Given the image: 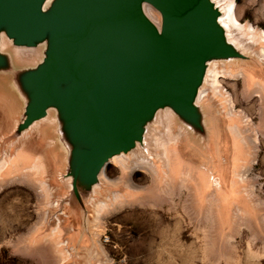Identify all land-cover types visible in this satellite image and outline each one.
I'll use <instances>...</instances> for the list:
<instances>
[{"label":"rangeland","instance_id":"obj_1","mask_svg":"<svg viewBox=\"0 0 264 264\" xmlns=\"http://www.w3.org/2000/svg\"><path fill=\"white\" fill-rule=\"evenodd\" d=\"M230 1L240 28L227 24L232 37L249 49L245 67H239L248 77L226 75L219 91L232 100L230 123L240 135L234 125L227 127L217 98L199 105L202 130L176 114L170 121L155 118L147 126L143 151L130 153L125 169L108 166L98 187L81 192V203L69 186L74 147L61 131L57 110L17 134L28 103L19 77L42 63L46 44L33 56L18 57L7 41L3 55L9 68L0 71V264H264V90L254 87L258 80L264 87V60L258 54L264 0L221 3L227 7ZM224 63L218 61L219 69L227 68ZM168 128L179 135L170 159L177 153L188 168L217 167L227 202L208 199L210 189L200 196L196 180L183 177L179 167L165 177L153 138L166 140ZM232 142L238 167L243 166L242 183L235 186L221 167L227 153L219 157L221 147ZM141 157L149 164H140Z\"/></svg>","mask_w":264,"mask_h":264},{"label":"water","instance_id":"obj_2","mask_svg":"<svg viewBox=\"0 0 264 264\" xmlns=\"http://www.w3.org/2000/svg\"><path fill=\"white\" fill-rule=\"evenodd\" d=\"M49 1L43 11L45 0H0V27L14 46L46 44L42 63L19 77L28 103L17 134L57 110L79 203L112 156L143 144L158 108L202 130L193 101L207 63L246 59L226 43L210 0H55L45 11ZM144 4L158 11L157 26ZM8 68L0 52V71Z\"/></svg>","mask_w":264,"mask_h":264},{"label":"bare ground","instance_id":"obj_3","mask_svg":"<svg viewBox=\"0 0 264 264\" xmlns=\"http://www.w3.org/2000/svg\"><path fill=\"white\" fill-rule=\"evenodd\" d=\"M210 1L213 2L216 5V7L220 10V15L217 17V23L224 30V37H225L226 43H229L230 45L235 47V49L239 50L247 58V54H248L249 49L246 48L245 46L239 44L232 37L231 30L227 24V23H230L234 27H236V28L238 27V29L240 28L239 22L236 18V15H235V4L232 1H230L229 5L227 7H225V6H223V3H221V0H210ZM46 3H47V0H45L44 4L42 6L43 11H44ZM143 11H144L145 15L155 25L159 24L160 16H159L158 11H156L153 7H151L148 4L143 5ZM2 28L3 27L1 26L0 27V52L3 53L4 51L7 50V45H8L7 41H10V40L8 39V37H6L4 35V32H2ZM251 29L252 28H250V30ZM259 41H260L259 44L261 46L259 48L258 54L264 60V34L262 37H260ZM37 45L35 47H28L25 45L24 46H16L14 48L15 49L14 51L18 57H19V54H22L24 57L33 56L35 51H36V48L39 47V45L38 46ZM254 56H256V55H254ZM256 58L258 60H260L258 56H256ZM18 60H20V59L18 58ZM218 61L219 60H212V61L207 63V68L205 70L202 85L197 90V94L195 95L193 103H194V105L199 106L200 104H202L206 100H210L213 98L214 99L217 98L218 100H221L220 106L223 109L225 115L227 116V118H226L227 119V127H229L230 125L231 126L234 125L236 134L240 135L238 130H237V125L235 123L234 124L230 123V121H232V119L235 118V116L232 114V111H231V109L233 107L232 100L231 99L226 100V98L222 94H220L219 87L221 85L220 80L224 79L226 77V75H230L232 77L243 76L247 79L248 76H247L246 72L244 70H241L243 68H239V67H245L243 65L245 63V61L240 60V59H224V60H221V61H223V63L224 62L226 63V64L224 63L223 66H225L227 68H230L232 66L237 65V67H235L236 68L235 71L227 70V68H224V67L219 69ZM260 62H261V60H260ZM258 81L259 82H256L254 84V87H257L261 90H264L263 85L260 84L261 80H258ZM209 89H210V95H211L210 97L208 96L209 93L207 92V90H209ZM49 115H50V111H48L47 117L35 121L30 126V128L28 130L33 128L38 122L45 120V119H48ZM155 115H156L155 118H159L160 121H161L163 116L167 119V121H170L171 119L174 118V112L168 106H167V108H164V109L158 108L156 110ZM147 132H148V130L146 129V133H145V136L143 139V144H140L139 141H135V147H137V149L143 151V147L141 145L147 144V142H146ZM166 134H167V139L165 138L166 140H162V139L157 138V137L155 139L153 138V140L155 142L154 148H156L154 150H158V149L161 150V153L157 154V157L163 160V163H164L163 169L165 171V177L166 178L168 177V175L171 173V169L173 170L174 173H178V171L180 170L183 172V177H187V178L191 177L192 180L193 179H194V181L196 180L195 183L197 184L200 196L204 195L205 192L208 189H210V190H212L211 191L212 193L208 194V199H212L215 202V204H218V202H219V205H221L223 202H227L228 201L227 200L228 195H227V192L225 191V189H223L221 186L222 181L218 177L217 167H215L214 165H211V164H208V165L205 164V165L200 166L201 169H192L193 167L191 168V166L188 168V166H186L187 164H184V166H183L179 162V158H178L177 153H176V155L172 156V158L170 159V157H169V152L171 151L170 147H172L173 145H176V142L179 138V135H174V133L172 132V130L170 128L167 129ZM153 135H154V133H151L150 137H153ZM154 142H153V144H154ZM223 150L227 153V159H226V161H224V163H221V167L223 169V172L228 171L227 176L232 181V183L230 185L233 186V183H234V186H235V184H237V183H242L241 173H242L243 166L238 167L239 160H238L237 150L235 149L234 142L230 143V146H228V147L222 146L220 149V152H219V157H221ZM130 153H134V150H131L128 153H120V154L112 156L106 162V164L102 167V169L99 173V178L104 177L105 170L108 166L119 165L122 169H125V167H126L125 166V160L128 158V155ZM175 157L177 159H175ZM154 158L156 159V157H154ZM133 159H135V158H133ZM140 160L141 161H139V162L142 165L149 162L148 159L145 157H141ZM180 160H182V159H180ZM184 162H185V159H184ZM134 167H136V166H134ZM177 167H179V169ZM138 168H140V167H138ZM177 169H178V171H177ZM153 171H154L156 178H158V169L154 168ZM68 180L70 181V178H68ZM69 186L71 189L73 188L71 182H69ZM96 187H98L97 184L93 186V189H95ZM222 191L225 194H222ZM119 197L120 196H118V199H119ZM103 205H104L103 203H100L98 206V209H97L98 211L96 210L97 215H99V216L101 214V211L104 208ZM237 208H239V207L237 206ZM236 213H237V211H236ZM237 216H239V215L237 214Z\"/></svg>","mask_w":264,"mask_h":264}]
</instances>
